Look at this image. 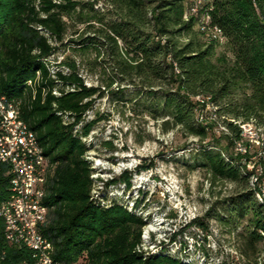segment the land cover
Listing matches in <instances>:
<instances>
[{"label": "trees", "instance_id": "16d2710c", "mask_svg": "<svg viewBox=\"0 0 264 264\" xmlns=\"http://www.w3.org/2000/svg\"><path fill=\"white\" fill-rule=\"evenodd\" d=\"M98 1L0 0V95L18 103L49 160L42 231L51 255L87 264H185L136 250L145 224L134 210L141 199L132 210L125 200L100 202L91 193L84 157L91 143L82 135L109 114L94 109L96 99L111 96L135 101L162 131L207 139L200 159L211 179L240 188L220 200L221 210L210 206L193 221L218 220L235 235L244 264H264V203L249 186L254 170L234 150L240 123L264 125V0H203L198 10L194 0ZM205 18L223 39L208 33ZM83 72L96 81L87 83ZM219 122L229 131L222 130L225 143L214 131ZM9 177L0 161V199ZM4 228L0 217V264L31 260L28 248L8 243Z\"/></svg>", "mask_w": 264, "mask_h": 264}, {"label": "rangeland", "instance_id": "374dc122", "mask_svg": "<svg viewBox=\"0 0 264 264\" xmlns=\"http://www.w3.org/2000/svg\"><path fill=\"white\" fill-rule=\"evenodd\" d=\"M106 3L107 0H99L97 5L100 7ZM223 48L219 45L217 51L221 52ZM83 74L87 83L96 81L95 75ZM125 101L111 96L95 101V110L108 111L109 114L86 134L91 147L84 157L93 169L90 176L93 178L91 193L94 198L102 200L99 197L103 196L100 202H109L116 197L129 204L136 197H143L137 211L148 221L150 219L149 222L161 221L165 231L173 229L174 221L182 225L192 215L205 216L210 206L216 212L221 210L220 200L238 190L240 185L227 179H211L200 159L201 148L207 139L201 142L177 128L162 131L146 110L136 107L135 101ZM206 106L209 110L210 102ZM224 128L219 122L214 129L218 136L221 135L223 143L226 138H223L222 130L229 133ZM262 129L260 135L263 134V126ZM261 139L264 141L262 136ZM104 140H110L113 147L107 146ZM263 144H256L257 152ZM112 177L118 181L108 183ZM206 219L216 229L218 237L222 236L238 246L235 235L229 234L218 220ZM179 228L191 230L186 225Z\"/></svg>", "mask_w": 264, "mask_h": 264}, {"label": "built area", "instance_id": "2783aa9c", "mask_svg": "<svg viewBox=\"0 0 264 264\" xmlns=\"http://www.w3.org/2000/svg\"><path fill=\"white\" fill-rule=\"evenodd\" d=\"M202 2L203 0H194V9L198 10ZM204 24L208 28V33H215L223 39L219 27H208V18H205ZM3 100L7 105V117H0V161L8 165L10 175L7 199H0V217L5 226V238L10 244L23 245L30 250L31 260L24 259L18 264H84L82 257L71 262L52 261V255L47 252V240L41 232L46 209H42L38 202L42 157L35 152V144L28 135V128L21 124V119L14 113L13 100ZM206 111L207 106L200 112V118L203 119ZM88 115L92 116L90 111ZM239 132L242 133V142L234 143V150L245 155L243 157L245 166L254 170L258 176L257 188L250 189H261L264 195V152L256 151V144L261 143L263 139L252 134L248 126L240 127ZM198 216L192 215L182 225L174 221L171 236L181 238L179 246L183 249L185 242L195 241L199 243V248L212 249L215 252L216 264H237L234 252L224 251L217 241V231L210 225V221L206 219L204 226L193 221ZM185 225L191 227V230L179 228ZM16 230H23L26 233V243L17 241ZM197 232H204V240H197ZM163 244L165 241L153 242V247Z\"/></svg>", "mask_w": 264, "mask_h": 264}, {"label": "bare ground", "instance_id": "6f19581e", "mask_svg": "<svg viewBox=\"0 0 264 264\" xmlns=\"http://www.w3.org/2000/svg\"><path fill=\"white\" fill-rule=\"evenodd\" d=\"M212 34L215 37L218 36L215 33ZM54 92L58 93V91L56 90H54ZM3 99H8V98L5 95H0V117H7V105L5 104V101ZM13 104H14V113H16L17 116H19V118L21 119V124H23L25 128H28V135H30L31 141L34 142L35 144V152L41 155L43 161L41 186L38 188V202L40 203L42 209H46V215L42 220V225H43L47 220V215L49 210L48 205L44 202V198L46 196V190H47L46 187L47 177L50 167L49 160L44 153L43 146L38 139L36 131L29 126L26 120L22 118L18 103L13 100ZM244 126H248V130H250L252 134L257 135L259 139H261L260 132L262 126L264 127V125H258L252 119L250 121L240 123V127H244ZM82 139L86 141L88 139L87 135L84 136L82 135ZM240 142H242V133H240V138L237 140L236 143H240ZM259 152H264V144L262 145V149ZM249 174H250L249 186L251 188H257L258 176L256 175V172L251 171V173ZM253 191L256 199L259 202L264 203V195L261 189H253ZM99 198H102V200L100 201H103L104 199L102 196H100ZM4 199H7V197ZM136 199L137 197L134 200H131L129 204H127L129 209L134 208L135 205L134 202ZM138 208L139 206L134 208V210L137 212V214L141 215L145 219V224L142 227L140 241L136 244V250L142 255L143 258L149 256L150 254L157 253V254L171 255L185 264H216L215 252H213L212 249H201L199 248V243L195 241L185 242V246L182 249V246H179L181 245V238H178L177 236H171V232L173 231V229H168L167 231L163 230V223L161 221L149 222L150 219L148 221L146 217L140 214L141 212L139 213L137 211ZM42 225H41V232L43 233ZM262 234L264 235V232H262ZM16 238L17 241H19V243H26V233L23 230H16ZM45 238L47 240V252L51 254V244L46 236ZM166 238H168V240H166ZM197 240H204V232H197ZM164 241L165 244L153 247V242H164ZM217 241H219L224 251L234 252V255L236 256L237 264H244L245 255L240 250V248H238V246L234 244V242L227 240L222 236L219 237L217 236ZM52 261H60V260H56L52 256ZM84 264L87 263L84 261ZM257 264H261V262H258Z\"/></svg>", "mask_w": 264, "mask_h": 264}]
</instances>
